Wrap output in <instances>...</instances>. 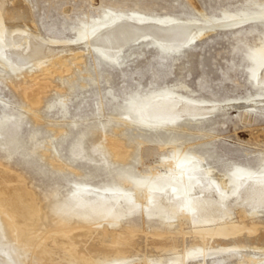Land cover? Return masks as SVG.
Returning a JSON list of instances; mask_svg holds the SVG:
<instances>
[{
  "label": "rangeland",
  "instance_id": "rangeland-1",
  "mask_svg": "<svg viewBox=\"0 0 264 264\" xmlns=\"http://www.w3.org/2000/svg\"><path fill=\"white\" fill-rule=\"evenodd\" d=\"M24 2H27L37 35L47 43L67 48L85 42L93 26L115 16L134 21L138 18L175 19L211 27L179 54L163 52L152 40L126 46L120 54V64L106 61L90 45L76 58L68 48L64 53L68 57L65 68L59 64H45L40 66L42 69L32 66L14 74L0 58V122L6 116L20 117L16 144L6 147L0 137V166L23 177L44 213L51 216L50 205L65 199L79 185L123 188L136 194L152 174L165 170L172 174L178 156L171 140H175L174 145L180 148L183 156H201L209 167L225 172L230 178L235 172L248 168L264 171V102L261 105L257 102V99H264V88L255 86L253 81L264 61V0ZM233 20L242 21L234 26L225 25ZM40 78L50 84L39 106L33 107L24 94L27 88L36 87ZM167 91L215 106L223 105L226 110L201 121H184L169 130L151 132L121 127L119 117L129 111L132 104ZM251 101L256 105L251 113L236 108L238 104L247 105ZM35 114L40 120H36ZM105 134H115L130 149L124 162L113 163L112 158L104 162L92 152V145L104 139ZM79 138L85 151L81 157H74L70 149ZM124 175L132 179L129 187L122 185ZM164 220L146 217L139 211L114 230L108 229L103 240L110 247L120 243L129 246L130 243L133 248L131 242L141 234L144 238L148 235L149 238L184 239L185 235L205 236L217 231L215 226L181 228L175 219L167 223ZM227 221V234L236 232L233 221L252 230L256 225L264 226V214L242 220L237 212ZM52 225L48 217L40 231L33 230L34 233L29 234L30 239L38 234L53 237V244L59 247L57 250L68 254L71 245L58 237L62 232ZM39 239L36 242L39 243ZM170 248L161 252L162 264L182 263L181 252ZM188 252L195 256L204 251L194 247ZM146 260L151 264L149 257ZM197 264L203 262L199 260Z\"/></svg>",
  "mask_w": 264,
  "mask_h": 264
},
{
  "label": "bare ground",
  "instance_id": "bare-ground-1",
  "mask_svg": "<svg viewBox=\"0 0 264 264\" xmlns=\"http://www.w3.org/2000/svg\"><path fill=\"white\" fill-rule=\"evenodd\" d=\"M24 1L0 0V58L14 74L45 64H59L65 68L68 57L64 53L68 48L76 58L87 51L88 45L106 61L117 64H120V54L126 46L151 40L163 52L179 54L185 46L193 45L211 28L210 25L175 19L138 18L134 21L115 16L93 26L85 36V42L67 48L47 43L37 35L31 24L27 2ZM241 21L233 20L225 25L234 26ZM253 81L255 86L264 88V61ZM49 84L41 80L36 82V87L25 90L24 96L33 107L39 106ZM253 102L247 105L241 102L243 105L238 104L236 108L251 113L256 106ZM257 102L263 103L264 99H257ZM222 110L224 112L226 106H215L207 101L167 91L135 102L129 111L119 117L118 122L122 128L135 127L154 132L173 129L184 121H201ZM36 114V120H40ZM19 118L6 116L0 122V137L6 147L16 144ZM104 136V139L92 145V152L97 153L104 162H108V158H112L113 163L124 162L130 149L115 134ZM80 138L70 149L74 157H81L85 151ZM170 142L178 156L172 166V174H168L165 168L163 172L152 174L136 194L123 188L102 189L79 185L65 199L56 200L50 205L51 216L43 212L23 177L0 166V264H147L148 257L151 264H162L161 252L168 247L181 252L183 262L176 264H197L199 260L203 264H264V226L256 225L250 230L233 221L236 232L226 233L227 220H232L233 214L238 212L242 220L259 218L260 213L264 214V171L248 168L240 173L235 172L230 178L225 172L209 167L201 156H183L180 148L174 145L175 140ZM121 180L125 187L132 182L127 175L122 176ZM139 211L146 217H162L166 223L175 219L181 228L188 225L207 229L215 226L217 231L213 235H185L184 239L173 236L149 238L148 235V238H144L145 235L137 234L140 236L134 237L135 240L132 238L133 242L128 239L133 248L130 243L129 246L121 243L113 247L106 245L104 233L108 229L114 230L124 219ZM48 217L54 227L62 232L58 237L71 245L67 249L68 254L57 250L59 247L53 244V237L46 234L47 237L36 233L37 236L30 239L29 234L42 229ZM104 223L106 227H103ZM38 237L39 243L36 242ZM194 247L203 248L204 252L192 256L188 250Z\"/></svg>",
  "mask_w": 264,
  "mask_h": 264
}]
</instances>
